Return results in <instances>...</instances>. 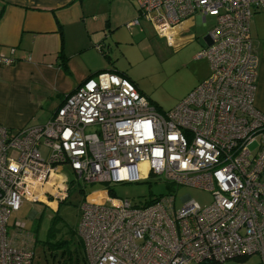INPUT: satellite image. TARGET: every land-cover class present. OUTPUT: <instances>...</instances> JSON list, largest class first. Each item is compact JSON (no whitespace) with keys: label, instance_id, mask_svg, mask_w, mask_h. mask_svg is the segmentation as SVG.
Here are the masks:
<instances>
[{"label":"built area","instance_id":"obj_1","mask_svg":"<svg viewBox=\"0 0 264 264\" xmlns=\"http://www.w3.org/2000/svg\"><path fill=\"white\" fill-rule=\"evenodd\" d=\"M136 8L125 27L146 20L171 46L182 22L198 16L205 25L212 18L208 42L196 54L207 59L208 76L161 111L127 77L101 71L68 93L45 124L16 130L0 124V264H32V235L17 221L8 234L7 221L23 201L47 207L63 201L64 165L88 183L153 174L212 195L201 207L185 194L176 207L173 195L144 205L108 189L93 192L100 197L84 199L78 227L87 264H220L264 256V112L255 105L258 58L250 36L264 0H136ZM11 63L0 55V65Z\"/></svg>","mask_w":264,"mask_h":264},{"label":"rangeland","instance_id":"obj_2","mask_svg":"<svg viewBox=\"0 0 264 264\" xmlns=\"http://www.w3.org/2000/svg\"><path fill=\"white\" fill-rule=\"evenodd\" d=\"M128 1L120 0L111 4L106 2V14L95 15L100 35L106 45H109L112 63H107L99 52H91L90 69L94 71L105 64H109L110 68L115 66L137 85L158 110L166 111L175 106L188 87L209 69L207 59L197 58L196 54L206 45L204 37L213 25V19L207 17L205 25L196 24L189 31L195 38L175 47L167 44L163 36L156 34L146 20L140 19L139 25L131 30L127 29L125 23L128 21ZM107 18L109 26H105ZM250 34L254 51L257 56H261L264 53V8L256 10L252 15ZM73 62L78 60L74 58ZM78 64L80 66V62ZM76 66L78 67L77 64ZM81 67V74L90 71L88 66H80V69ZM42 153L45 154L44 149ZM62 173L68 180V192L55 209L41 202L23 201L20 209L11 213L7 221L8 234L12 233L13 224L17 221L24 224V233L34 238L32 264H87L83 246L78 241V227L80 207L84 199L87 196L91 200L100 197L101 193L92 194L93 192L108 189L116 197L127 198L137 204L158 196L173 195L176 207L181 206L180 197L185 194H189L201 207L212 201L208 190L172 185L153 174L137 182L88 183L77 178L67 165L62 167ZM50 228L52 236L49 237ZM220 264H264V256L252 254L244 260L236 257Z\"/></svg>","mask_w":264,"mask_h":264},{"label":"crops","instance_id":"obj_3","mask_svg":"<svg viewBox=\"0 0 264 264\" xmlns=\"http://www.w3.org/2000/svg\"><path fill=\"white\" fill-rule=\"evenodd\" d=\"M119 1L0 0V55L13 59L10 65H0L1 125L16 130L45 124L65 96L87 78L101 71L114 70L122 74L115 66L110 68L109 64L101 65L94 71L90 69V53L99 52L97 45L101 43L109 51V45H106L100 35L95 15L106 14V2L111 4ZM128 2L126 23L138 16L136 0ZM109 23L107 18L105 26H109ZM196 24H201L198 16L187 19L177 27V46L195 38L189 31ZM188 36L193 38L182 41ZM60 53L66 58V66L60 63ZM74 58L78 60L75 63L79 68L73 62ZM257 58L255 105L264 112V53ZM79 62L80 66H88L90 71L87 74H81ZM106 62L109 63L107 60ZM208 74L209 69L178 100L185 97ZM57 205L49 208L55 209Z\"/></svg>","mask_w":264,"mask_h":264},{"label":"trees","instance_id":"obj_4","mask_svg":"<svg viewBox=\"0 0 264 264\" xmlns=\"http://www.w3.org/2000/svg\"><path fill=\"white\" fill-rule=\"evenodd\" d=\"M100 46H101V50H99V52L101 53V55L108 61V62H110V63H112V61H111V58H110V56H109V54H108V52H107V50L105 49V46L103 45V44H99ZM59 59H60V63H61V65H63V66H66V58H65V56H63V54H61L60 53V55H59ZM111 71H114V70H111ZM116 72V71H115ZM123 75V74H122ZM123 76H125V75H123ZM125 77H127V76H125ZM128 78V77H127ZM129 79V78H128ZM130 80V79H129ZM131 81V80H130ZM110 193H112V192H110ZM154 200H155V198H153V199H150V200H146V201H144L143 203H144V205H148V204H150V203H152V202H154ZM48 236L50 237V236H52V229L50 228L49 229V231H48ZM33 240H34V238H33ZM78 241H80V243H81V240H80V238H79V240ZM33 244H34V242H33ZM82 244V243H81ZM247 258V256H242L241 257V259H246Z\"/></svg>","mask_w":264,"mask_h":264},{"label":"water","instance_id":"obj_5","mask_svg":"<svg viewBox=\"0 0 264 264\" xmlns=\"http://www.w3.org/2000/svg\"><path fill=\"white\" fill-rule=\"evenodd\" d=\"M207 39V36L205 37ZM208 42V41H207Z\"/></svg>","mask_w":264,"mask_h":264},{"label":"bare ground","instance_id":"obj_6","mask_svg":"<svg viewBox=\"0 0 264 264\" xmlns=\"http://www.w3.org/2000/svg\"><path fill=\"white\" fill-rule=\"evenodd\" d=\"M52 205H54V203Z\"/></svg>","mask_w":264,"mask_h":264}]
</instances>
